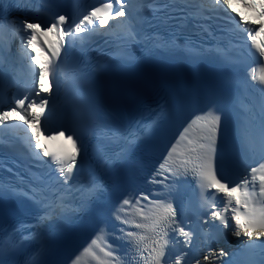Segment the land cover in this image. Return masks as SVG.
Listing matches in <instances>:
<instances>
[{
  "label": "snow or ice",
  "instance_id": "6c2138e0",
  "mask_svg": "<svg viewBox=\"0 0 264 264\" xmlns=\"http://www.w3.org/2000/svg\"><path fill=\"white\" fill-rule=\"evenodd\" d=\"M61 3L0 7V85L16 89L11 101L0 97V147L22 141L32 161L0 178V264H53L57 234L78 219L90 240L72 264H226L220 258L230 254L213 246L197 253L202 259L189 256L198 235L189 208L201 227L220 229L219 239L230 233L242 242L244 264H264V0H72L71 11ZM21 7L28 11L14 15ZM98 41L104 49L92 47ZM141 48L228 65L246 51L259 68L143 116L101 80L113 64L135 63ZM54 97L61 118L82 133L49 126ZM129 162L154 191H120L118 202L98 205L120 186L114 177L110 188L105 175ZM186 180L198 198L174 206L172 193Z\"/></svg>",
  "mask_w": 264,
  "mask_h": 264
},
{
  "label": "bare ground",
  "instance_id": "6f19581e",
  "mask_svg": "<svg viewBox=\"0 0 264 264\" xmlns=\"http://www.w3.org/2000/svg\"><path fill=\"white\" fill-rule=\"evenodd\" d=\"M220 249H221V248H220ZM220 249H218L217 252H218Z\"/></svg>",
  "mask_w": 264,
  "mask_h": 264
}]
</instances>
